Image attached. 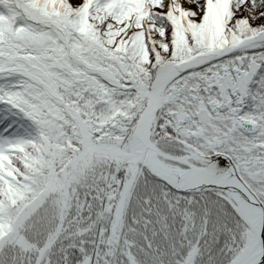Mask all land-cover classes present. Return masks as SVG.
I'll list each match as a JSON object with an SVG mask.
<instances>
[{"label": "snow or ice", "instance_id": "obj_1", "mask_svg": "<svg viewBox=\"0 0 264 264\" xmlns=\"http://www.w3.org/2000/svg\"><path fill=\"white\" fill-rule=\"evenodd\" d=\"M0 264H264V0H0Z\"/></svg>", "mask_w": 264, "mask_h": 264}]
</instances>
